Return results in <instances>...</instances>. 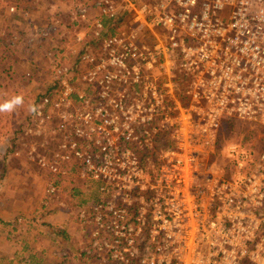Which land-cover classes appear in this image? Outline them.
<instances>
[{"label":"built area","instance_id":"1","mask_svg":"<svg viewBox=\"0 0 264 264\" xmlns=\"http://www.w3.org/2000/svg\"><path fill=\"white\" fill-rule=\"evenodd\" d=\"M94 5L98 50L53 68L26 127L48 197L66 179L95 192L85 264H264V0L129 4L130 31ZM234 121L258 151L222 133Z\"/></svg>","mask_w":264,"mask_h":264},{"label":"rangeland","instance_id":"2","mask_svg":"<svg viewBox=\"0 0 264 264\" xmlns=\"http://www.w3.org/2000/svg\"><path fill=\"white\" fill-rule=\"evenodd\" d=\"M98 1L0 0L2 8L0 10V102L17 93L25 97L24 106L16 112L0 114V226L7 229L10 225L8 223L13 222L18 232L17 241L29 245L31 235L44 234L40 233V230L48 224L44 216L54 209L64 210L69 222V235L58 238L56 231L53 233L52 230L53 235L50 236V233L48 235L52 240L51 243L57 246L61 254L60 260L64 258V264H83L79 257L85 237L84 232L82 237L79 235L77 220L91 192L81 191L80 187H74L76 188L73 189L74 192L71 188L78 184L68 182L67 189L48 200L46 208L47 179L35 161L36 156L41 154V142L36 136L26 133L31 115L27 108L28 105L35 104L40 95L53 84L54 66L71 65L73 63L71 54L83 48L84 41L78 42L77 37H87L92 31L94 18L99 19L101 15L99 12L98 15L92 7L88 9L87 14H83V17L81 9L87 3ZM112 1L118 6L117 17L121 20L119 28L130 31V28L134 27L133 8L125 9V0ZM54 6L62 10L60 11L61 26L51 25L46 31L41 32L50 18L48 16L55 15L54 12L57 10ZM9 7H15L18 13L8 14ZM22 11H24L23 15ZM25 27L33 31V34L26 36L20 32L15 36L14 32H19ZM107 33H111L110 29ZM143 33L148 38V33L146 31ZM8 51L19 55L7 58ZM224 126L222 133L225 136L232 131L247 133L248 137L254 140V143H251L252 149L254 151L260 149L261 144L255 142V139L259 138L257 131L252 130L246 123L234 121L228 125L229 131H225ZM4 234L7 232L4 231ZM23 244H19L18 250L21 252L22 261L25 256L29 257L31 254L28 251L22 253ZM1 264H10L7 255L1 256Z\"/></svg>","mask_w":264,"mask_h":264},{"label":"crops","instance_id":"3","mask_svg":"<svg viewBox=\"0 0 264 264\" xmlns=\"http://www.w3.org/2000/svg\"><path fill=\"white\" fill-rule=\"evenodd\" d=\"M152 1L153 0H150V1H147V0H139V1L135 2L133 0H125L124 1L125 2V6H126L125 9H130L131 10L129 4H132L134 6H138L142 2H147L148 3V2H152ZM95 3L96 2L87 3L86 6L83 7L82 9H84V8L91 9L93 7L92 9H95L96 12H97V14L99 15L100 11L94 5ZM57 7L54 6V8L57 11L54 12L55 15L48 16L50 18H49L48 21H46V25L44 26L43 30H41V32H43L44 30L46 31L47 28H49L51 25H53L54 27H58V26L60 27L61 26L60 25V23H61L60 11H62V10H60ZM17 11H18V9H17ZM17 11H16V13H18ZM23 12L24 11L21 12L22 15H23ZM26 12H28V10H26ZM96 19H97V17L94 18V21ZM105 24H107V22ZM93 28H94V23H92V31H91V33L87 37H80V36H78L77 37V41H78V38H81L82 39V42L84 41V43H85L86 40L89 39L90 37H92L94 39V37H93V30L94 29ZM20 32H21V34L24 33V35H26V36L27 35H30V34H33V31H31L28 27H25L24 29L20 30L19 32H14V34H16L15 36H17L18 33H20ZM106 34H109V33H106ZM40 35H41V33H40ZM77 52H74V53L71 54L72 55V58H73V63H75L74 62L76 60L75 59V55H76ZM6 55H9V58H11V57H16V55H19V54L18 53L17 54L10 53L8 51L6 53ZM43 143H45V142H43ZM51 146H52V144H51ZM42 153H43V150L41 148V154ZM39 155L40 154H38L37 156H39ZM42 172L46 176L47 185H48V183L52 179V177L46 171L42 170ZM68 182L69 183H72V182H70L69 179L62 180L61 181V186H60L59 192L57 193L58 195H59V193L62 190H66L67 189V186L66 185H68L67 184ZM73 184H78V186H72L71 185L73 187V188H71L72 190L73 189H76L74 187H78V188L80 187L79 189L81 191L85 190V185H83L81 182H79V183H73ZM55 196L48 197L46 195V200H47V202H45L46 208L48 207L47 206L48 203H49L48 200L50 201ZM94 198H95V192H91L90 195H89V200H92ZM89 200L86 203H88ZM44 217H45V219L47 220V223H48L47 225L44 226V229L43 230L42 229L40 230L41 231L40 233H44V234L37 235V234L34 233L33 235H31V237H30L31 238V241L29 242V245L23 244V242H18L17 241L16 238H17V233L18 232L15 230L16 224H12L13 222L12 223H8L10 225L7 226V229L6 228H1V226H0V264H1V256H5V255L8 256V258L10 260V264H64V262H63L64 261V258H63V260L62 259L60 260L61 254L58 252L57 246L55 244H53V242L51 243L52 240H51V238L48 235H49V233H50V236L53 235L51 233V230L53 231V233H55V231H56V233L58 235V238L59 237L65 238L66 235H69V226H68V223L69 222H68L67 214H66V212L64 210L54 209L52 212H50L49 214L45 215ZM77 222H78V220H77ZM78 225H79V230H80L79 231V233H80L79 235L82 237V234L84 232V237H85L84 238V241H85V243H87L88 242V237H87L86 231L83 230V228L81 227V225H80L79 222H78ZM9 227H11V228H9ZM30 230H32V229H30ZM4 231H6L7 234H4ZM32 231H34V230H32ZM4 235L6 236V238H4ZM85 243H83V245ZM19 244H23L24 245L22 247V253L23 252L25 253L26 251H28V252L31 253L29 255V257L25 256L26 258L23 261H22V256H20L21 255V252H18V250H19ZM83 245L80 247V249L83 248ZM31 249H33V250H31ZM81 255H82V251H80V257L79 256L78 257H79V259L81 258V260L83 261V264H85V262L83 260V257Z\"/></svg>","mask_w":264,"mask_h":264},{"label":"clouds","instance_id":"4","mask_svg":"<svg viewBox=\"0 0 264 264\" xmlns=\"http://www.w3.org/2000/svg\"><path fill=\"white\" fill-rule=\"evenodd\" d=\"M25 104V97L23 94H13L9 98L0 102V114H11L17 111V109L23 107ZM28 112L33 115L39 113V108L36 104H30L27 108Z\"/></svg>","mask_w":264,"mask_h":264},{"label":"trees","instance_id":"5","mask_svg":"<svg viewBox=\"0 0 264 264\" xmlns=\"http://www.w3.org/2000/svg\"><path fill=\"white\" fill-rule=\"evenodd\" d=\"M133 1L137 2L139 0H133ZM119 22H121V20ZM107 30H109V29H107ZM107 30H106V33H107ZM110 32L113 33L114 32V29H112V30L110 29ZM98 47H99V41L93 39L92 37H90L84 43L83 48H82V51L83 52H85V51H92V50L95 51V50H98ZM3 57H5V56H3ZM6 57L9 58V55H6ZM74 62H75V64H78V61L77 60H75ZM53 89H55V86L54 87L53 86H50L44 94H41L40 95V97L38 99H40L42 96H44L46 94H49ZM224 128H225L224 129L225 131H229V128L230 127L227 125V126H224Z\"/></svg>","mask_w":264,"mask_h":264}]
</instances>
